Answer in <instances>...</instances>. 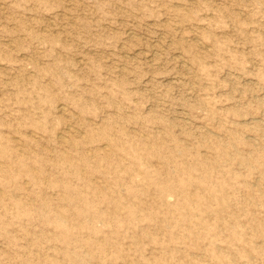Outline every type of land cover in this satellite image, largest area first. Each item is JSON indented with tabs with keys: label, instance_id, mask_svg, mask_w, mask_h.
<instances>
[{
	"label": "rangeland",
	"instance_id": "rangeland-1",
	"mask_svg": "<svg viewBox=\"0 0 264 264\" xmlns=\"http://www.w3.org/2000/svg\"><path fill=\"white\" fill-rule=\"evenodd\" d=\"M0 264H264V0H0Z\"/></svg>",
	"mask_w": 264,
	"mask_h": 264
},
{
	"label": "bare ground",
	"instance_id": "bare-ground-1",
	"mask_svg": "<svg viewBox=\"0 0 264 264\" xmlns=\"http://www.w3.org/2000/svg\"><path fill=\"white\" fill-rule=\"evenodd\" d=\"M61 106V105H60ZM63 107V106H62ZM64 108V107H63Z\"/></svg>",
	"mask_w": 264,
	"mask_h": 264
}]
</instances>
